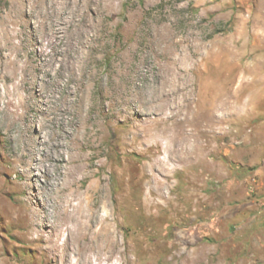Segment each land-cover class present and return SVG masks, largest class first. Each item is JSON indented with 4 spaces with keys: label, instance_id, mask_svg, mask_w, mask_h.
I'll use <instances>...</instances> for the list:
<instances>
[{
    "label": "rangeland",
    "instance_id": "374dc122",
    "mask_svg": "<svg viewBox=\"0 0 264 264\" xmlns=\"http://www.w3.org/2000/svg\"><path fill=\"white\" fill-rule=\"evenodd\" d=\"M57 150L119 213L103 264H264V0H0V264H50Z\"/></svg>",
    "mask_w": 264,
    "mask_h": 264
},
{
    "label": "bare ground",
    "instance_id": "6f19581e",
    "mask_svg": "<svg viewBox=\"0 0 264 264\" xmlns=\"http://www.w3.org/2000/svg\"><path fill=\"white\" fill-rule=\"evenodd\" d=\"M171 76L175 80L178 77L175 72H172ZM171 85L172 87L169 89L162 88L161 99L168 98L183 89L181 88L182 85L180 86L177 83H172ZM212 94V97L204 99L202 102L204 112V116L201 118L202 123H212L213 119H218L216 113L221 107L222 97L218 89H215ZM197 115L199 114L197 113ZM76 135L75 137L78 136ZM28 139V137L24 139L25 145L29 142ZM62 152L61 150H57L55 154L50 155L52 164L54 162L58 168L71 163L70 166L68 165L64 168L61 178H56L52 181L57 192L54 220L50 221L46 218L43 211V203L36 201V206L38 205V207H30L27 211V215L29 216L28 222L29 225L31 224V232L33 234V237L28 238V241L37 243L35 247L37 253L47 254L46 260L50 264H103L112 255L114 248L118 245L112 222L117 220V214L119 213L115 208L109 207L105 195H102L98 200L94 199L91 194V190L97 187L94 183H91L90 188L85 191H81V188L79 189L76 186L79 174L88 175L86 167L84 168L78 162L77 157L68 156L65 158L62 156ZM28 155L27 152H24L22 157L24 158ZM49 167V165L43 163L42 158L36 157L31 162L26 163L25 172L35 177V170L42 171L44 169V172H49ZM163 186L162 182L157 181L154 187L151 186L150 189L161 196L163 194ZM37 195L38 193L36 192L28 197L30 199L36 198L37 200ZM148 204L151 205L150 202ZM63 232L66 233V236L61 241L60 238ZM72 257H76L74 262L71 260Z\"/></svg>",
    "mask_w": 264,
    "mask_h": 264
}]
</instances>
